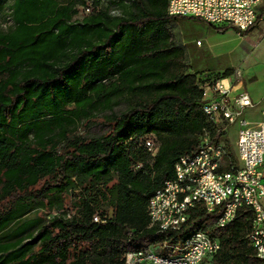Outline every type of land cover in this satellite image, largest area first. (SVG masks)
Wrapping results in <instances>:
<instances>
[{
	"label": "trees",
	"instance_id": "16d2710c",
	"mask_svg": "<svg viewBox=\"0 0 264 264\" xmlns=\"http://www.w3.org/2000/svg\"><path fill=\"white\" fill-rule=\"evenodd\" d=\"M92 1L93 12L79 18L87 0H0V18L11 21L0 24V231L79 189L71 217L30 218L1 237L0 264H121L128 250L148 245L182 251L202 230L222 242L202 264H264L247 238L249 207L216 228L220 210L198 203L179 230L164 232L148 213L152 195L181 156L197 152L206 130L223 141L225 128L203 110L202 85L231 69L187 71L169 0ZM120 100L125 109L116 111ZM102 110V132L77 133ZM151 133L160 143L154 156L141 142Z\"/></svg>",
	"mask_w": 264,
	"mask_h": 264
},
{
	"label": "built area",
	"instance_id": "2783aa9c",
	"mask_svg": "<svg viewBox=\"0 0 264 264\" xmlns=\"http://www.w3.org/2000/svg\"><path fill=\"white\" fill-rule=\"evenodd\" d=\"M263 6L264 0H169L167 12L171 16L235 27L242 35L250 27L264 24ZM90 9L87 6L86 10ZM197 44L201 45V40ZM202 89L203 110L212 124L225 128L240 120L237 148L242 165L226 162L225 144L213 141L210 130H206L197 152L181 156L175 164L174 177L150 198V224L160 232L179 230L190 209L202 203L210 212L220 210L214 226L223 228L235 219L241 207H249L252 217L247 238L257 256L264 260V119L250 126L240 118L243 110L254 103L249 92L242 90V84L230 75L207 80ZM141 142L152 156L156 155L160 145L156 134L145 135ZM94 221L105 219L95 213ZM221 248L218 233L202 230L191 236L179 256H165L148 245L128 250L121 264H202Z\"/></svg>",
	"mask_w": 264,
	"mask_h": 264
},
{
	"label": "rangeland",
	"instance_id": "374dc122",
	"mask_svg": "<svg viewBox=\"0 0 264 264\" xmlns=\"http://www.w3.org/2000/svg\"><path fill=\"white\" fill-rule=\"evenodd\" d=\"M68 2L70 0H61ZM111 5L110 0H103L102 6ZM90 6V11H87ZM94 3L87 0V4L79 6V18L93 12ZM7 10V9H6ZM115 12V10H113ZM1 26L6 29L10 24V20L4 19L1 15ZM175 42L184 47L187 71H203L210 70L214 72H224L231 69L230 76L236 83L242 84V90H246L251 95L253 106L243 110L241 119H245L250 126H256L264 119V24L260 23L253 27V30L243 35H238V29L229 28L224 32H220L209 26L207 22L197 18L180 17L172 27ZM201 40L203 45H198L197 41ZM125 109V103L118 101L114 105V110L121 111ZM109 113L108 110L97 111V118L94 122L79 124L78 134H99L104 126V115ZM87 124V127H86ZM241 128L240 120L229 123L225 127L223 143L232 146L234 155L239 165L237 142L239 131ZM79 189L70 186L67 189L65 201L61 204L53 206H37L30 213L22 218L15 219L8 223L6 227L0 231V238L11 232L22 222L38 216L48 220L54 215H63L66 218L76 213V203L78 200ZM179 248L162 254L169 257H176L181 254ZM214 261L211 262L213 264Z\"/></svg>",
	"mask_w": 264,
	"mask_h": 264
},
{
	"label": "crops",
	"instance_id": "0c3cea01",
	"mask_svg": "<svg viewBox=\"0 0 264 264\" xmlns=\"http://www.w3.org/2000/svg\"><path fill=\"white\" fill-rule=\"evenodd\" d=\"M250 32H251V31H250ZM250 32H249V33H250ZM238 35H240V34L238 33ZM201 45H203V43H202Z\"/></svg>",
	"mask_w": 264,
	"mask_h": 264
}]
</instances>
